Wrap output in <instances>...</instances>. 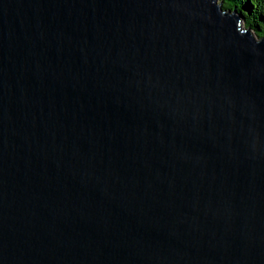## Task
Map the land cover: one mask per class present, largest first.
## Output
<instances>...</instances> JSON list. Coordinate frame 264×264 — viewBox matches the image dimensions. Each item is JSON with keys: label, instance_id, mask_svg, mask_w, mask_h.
Listing matches in <instances>:
<instances>
[{"label": "water", "instance_id": "1", "mask_svg": "<svg viewBox=\"0 0 264 264\" xmlns=\"http://www.w3.org/2000/svg\"><path fill=\"white\" fill-rule=\"evenodd\" d=\"M0 264H264V37L222 0H0Z\"/></svg>", "mask_w": 264, "mask_h": 264}, {"label": "trees", "instance_id": "2", "mask_svg": "<svg viewBox=\"0 0 264 264\" xmlns=\"http://www.w3.org/2000/svg\"><path fill=\"white\" fill-rule=\"evenodd\" d=\"M226 8L237 9L247 27L258 37H264V0H222Z\"/></svg>", "mask_w": 264, "mask_h": 264}]
</instances>
